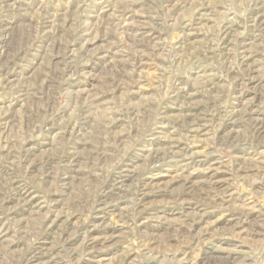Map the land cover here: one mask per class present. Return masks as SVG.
Masks as SVG:
<instances>
[{
  "label": "rangeland",
  "instance_id": "obj_1",
  "mask_svg": "<svg viewBox=\"0 0 264 264\" xmlns=\"http://www.w3.org/2000/svg\"><path fill=\"white\" fill-rule=\"evenodd\" d=\"M263 165L264 0H0V264H264Z\"/></svg>",
  "mask_w": 264,
  "mask_h": 264
},
{
  "label": "bare ground",
  "instance_id": "obj_2",
  "mask_svg": "<svg viewBox=\"0 0 264 264\" xmlns=\"http://www.w3.org/2000/svg\"><path fill=\"white\" fill-rule=\"evenodd\" d=\"M249 48V47H248ZM259 126V125H258ZM201 127V126H200ZM179 149V148H178ZM141 152V151H140ZM151 159V158H150ZM236 161V160H235ZM176 162V161H175ZM263 164V163H262ZM147 166V165H146ZM264 166V165H263ZM155 172V171H154ZM157 172V171H156ZM256 172V171H255ZM129 186V185H128ZM25 194V193H24ZM143 195V194H142ZM230 197V196H229ZM2 199V198H1ZM5 199V198H4ZM117 199V198H116ZM113 201V199H112ZM1 203V202H0ZM36 203V202H35ZM112 203V202H111ZM125 208V207H124ZM4 209V208H3ZM12 210V209H11ZM72 212V211H71ZM58 213V212H57ZM72 214V213H71ZM84 217V216H83ZM234 217V216H233ZM53 218V217H52ZM59 216H56L55 220L52 222H56L57 220H59ZM155 218V217H154ZM61 219H63L61 217ZM51 221V220H50ZM64 222V221H63ZM20 223V222H19ZM74 223V222H73ZM67 224V223H66ZM17 226V225H16ZM103 228V227H101ZM27 229V228H26ZM52 229V228H51ZM51 229H48L50 232H51ZM56 229V228H55ZM19 232V231H18ZM60 232V231H59ZM2 233V232H1ZM53 233V232H52ZM54 235V234H53ZM67 235V234H66ZM107 235V234H106ZM105 235V236H106ZM22 236V235H21ZM69 236V235H68ZM84 237V236H83ZM114 237V236H113ZM113 237H109V238H113ZM105 238V237H103ZM102 238V239H103ZM109 238H106V239H109ZM99 241L102 240L100 237L98 238ZM221 239H224V238H219L218 240H221ZM90 240L89 236H86V242H88ZM92 241V240H91ZM90 241V242H91ZM113 241V240H112ZM206 241V240H205ZM62 242V241H61ZM94 244V243H93ZM233 244V243H232ZM216 245V243H215ZM45 246V245H44ZM43 246V247H44ZM102 246V245H101ZM212 246V245H211ZM214 248V247H213ZM212 247H208L207 245H204L203 246V255H204V258L206 260H213V261H216V262H233V261H236L238 264H243L244 260H245V255H247L244 250H241L239 249V245L238 244H233L232 245V249H229L226 254H221L219 253V250L220 248H218L217 250L213 249ZM59 249V248H58ZM94 249V248H93ZM222 249V248H221ZM222 251V250H221ZM151 254V253H150ZM148 255L147 258L145 259V261L148 263V260H156V256H152V255ZM33 255L32 257H36V259H32L31 262H34L35 260H40L37 262V264H52L54 262H56L54 259H52V257H49L48 259L46 258H42V259H39V256H42L44 255V252L42 250V247L41 245L37 244L33 247ZM39 255V256H37ZM52 255V254H51ZM58 255V254H57ZM102 258V257H101ZM176 258V257H175ZM158 263L160 264H164L163 262L161 261H157ZM234 263V262H233ZM236 263V264H237ZM144 264V263H143ZM183 264V262H182Z\"/></svg>",
  "mask_w": 264,
  "mask_h": 264
}]
</instances>
